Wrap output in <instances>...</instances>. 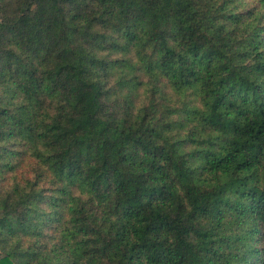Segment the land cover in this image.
<instances>
[{"label":"trees","instance_id":"trees-1","mask_svg":"<svg viewBox=\"0 0 264 264\" xmlns=\"http://www.w3.org/2000/svg\"><path fill=\"white\" fill-rule=\"evenodd\" d=\"M0 264H264V0H0Z\"/></svg>","mask_w":264,"mask_h":264}]
</instances>
